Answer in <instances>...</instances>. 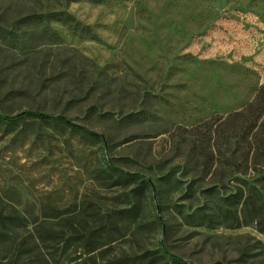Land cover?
I'll return each instance as SVG.
<instances>
[{"label":"rangeland","instance_id":"1","mask_svg":"<svg viewBox=\"0 0 264 264\" xmlns=\"http://www.w3.org/2000/svg\"><path fill=\"white\" fill-rule=\"evenodd\" d=\"M50 12L68 16L47 22L55 38L19 23ZM0 26L17 40L0 39V114L13 116L0 124V264H264L263 206L207 208L195 226L171 208L211 206L206 186L246 196L240 180L251 177L224 168L220 185L213 165L189 195L151 187L171 168L182 174L194 142L203 150L212 114L264 84V0H0ZM141 110L142 123L104 117ZM26 111L101 139L35 129Z\"/></svg>","mask_w":264,"mask_h":264},{"label":"trees","instance_id":"2","mask_svg":"<svg viewBox=\"0 0 264 264\" xmlns=\"http://www.w3.org/2000/svg\"><path fill=\"white\" fill-rule=\"evenodd\" d=\"M64 12H50L48 14H31L20 17L19 23L37 27L44 25L42 33L46 37L55 38L56 34L47 26L49 20L67 22L68 16ZM16 35L12 30L0 26V39L5 41H16ZM29 117V126L40 129L42 124H52L63 130H68L89 141L97 143L100 136L85 126L76 125L62 115H52L42 111H26L23 113ZM101 115V114H99ZM13 116L0 114V124H4L5 130L8 129L10 120ZM104 117L115 124L125 125L133 123H142L150 119V113L146 110L132 112L117 120L110 114H104ZM205 129L200 133L203 142L207 140V145L201 146L199 143H193L189 154L183 155V171L181 175L177 170L171 168L159 175L156 184L152 187L159 197H165L168 194L186 190L187 195L196 191L197 180L202 176L204 170L215 165L216 169L221 170L217 183L224 185L227 181V174L224 168H232L240 175L249 176L251 180L241 179V183L247 185L248 195L243 191L231 193H220L216 185L206 186L202 193L208 198L211 206H202L195 211L186 212L182 204H172L171 208L180 215L183 222L190 226L199 225V218L205 214L207 208L214 210H227L228 206L246 205L248 203H258L264 207V84H261L255 91L252 99L237 110L227 113L212 114L204 123ZM214 139L215 145L210 144ZM197 151H203V161L197 156ZM108 173H115L120 180H128L133 175L123 173L109 166ZM251 171H254L252 173ZM161 208L163 205L158 204ZM132 260L127 257L115 260L113 264H131Z\"/></svg>","mask_w":264,"mask_h":264}]
</instances>
